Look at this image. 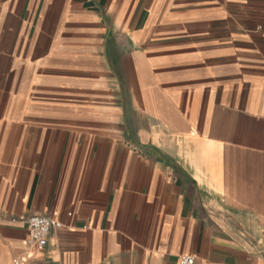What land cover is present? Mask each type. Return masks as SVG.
Here are the masks:
<instances>
[{
	"label": "crops",
	"instance_id": "crops-1",
	"mask_svg": "<svg viewBox=\"0 0 264 264\" xmlns=\"http://www.w3.org/2000/svg\"><path fill=\"white\" fill-rule=\"evenodd\" d=\"M183 255L264 264V0H0V264Z\"/></svg>",
	"mask_w": 264,
	"mask_h": 264
},
{
	"label": "built area",
	"instance_id": "built-area-1",
	"mask_svg": "<svg viewBox=\"0 0 264 264\" xmlns=\"http://www.w3.org/2000/svg\"><path fill=\"white\" fill-rule=\"evenodd\" d=\"M28 229V238L25 244L29 249L42 250L44 249L53 229L61 228L62 223L55 218L34 215L25 219ZM25 258L15 257L12 264H24ZM180 264H195V257L192 255H183L179 258Z\"/></svg>",
	"mask_w": 264,
	"mask_h": 264
}]
</instances>
